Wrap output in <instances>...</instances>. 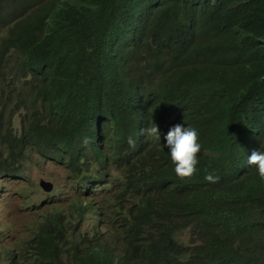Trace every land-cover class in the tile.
I'll return each mask as SVG.
<instances>
[{
    "label": "trees",
    "instance_id": "1",
    "mask_svg": "<svg viewBox=\"0 0 264 264\" xmlns=\"http://www.w3.org/2000/svg\"><path fill=\"white\" fill-rule=\"evenodd\" d=\"M7 111H24L28 126L14 132L7 120L1 133L0 121L4 179L20 173L34 148L57 159L42 128L52 113L64 112L78 133L98 125L121 145L131 137L141 146L155 203L139 188L125 189L131 222L123 206L111 217L127 224L135 264L206 257L202 245L175 238L191 225V205L175 199L199 188L245 201L233 231L260 246L249 264H264V180L246 163L253 150L264 149V0H0V115ZM150 122L160 133L177 123L198 130L202 149L192 180L176 176L163 134L157 142L142 132ZM25 131L32 141L22 139ZM208 172L219 181H205ZM208 210L218 220L220 211ZM209 228L192 232L207 235ZM89 234L39 215L28 238L7 253L8 263L133 264L113 263L111 252L91 256Z\"/></svg>",
    "mask_w": 264,
    "mask_h": 264
},
{
    "label": "clouds",
    "instance_id": "2",
    "mask_svg": "<svg viewBox=\"0 0 264 264\" xmlns=\"http://www.w3.org/2000/svg\"><path fill=\"white\" fill-rule=\"evenodd\" d=\"M7 120L12 121L14 132L28 126L24 111L15 114L7 111L0 115V121H3L1 133H4L8 125ZM73 123L64 112L52 113L42 122L45 142L53 139L52 146L58 156L56 160L51 159L53 157L47 154L46 149L34 148L29 153L30 158L37 154L53 161L58 160L57 162L64 168L63 183L65 187H70L68 189L70 195H66L62 186L45 178H41L36 184L34 195L28 194L32 196V203L37 210L44 207L46 214L65 222L67 229H74L75 232H90L86 245L93 251L91 256L99 257L101 252H111L113 263L128 260L135 264L133 254L129 253L125 231L127 224L115 220L116 226L112 223L111 217L123 206V214L128 222H131L133 212L131 201L127 202L128 197L122 196L125 189L129 191L132 188H139L150 202L153 200L155 203L156 188L149 178L148 181L146 180L144 164L141 162V146H136L135 140L131 137L128 138L129 145H121L111 133L100 132L98 125L92 126L87 132L84 130L78 133V128L72 127ZM54 129L55 135H52ZM142 132L157 142L161 141V134L164 135L162 147L169 161L174 164L178 178L189 182L198 174L197 165L202 145L196 128L177 123L174 126H167L160 133L158 126L150 122ZM22 134L23 140L28 142V139L31 140L26 131ZM246 163L254 166L260 178L264 180V149L253 150L247 157ZM204 179L209 183H217L220 178L213 172H208ZM135 185L139 186L135 187ZM175 202L191 205L187 222L191 225L180 232L187 229L192 232L193 228L203 232L205 228L210 227L207 235L192 232L189 245L176 238L179 232L175 234L176 240L185 246L204 247L206 255L204 258L196 254L184 256V261L193 262L188 264H204L203 262L208 260H214L217 264H249L257 254L255 247L260 246L251 236H247L244 232L233 231L239 227L238 221L243 217L245 201L229 199L217 189L199 188L176 198ZM209 207L220 211L218 220L210 215ZM101 213L103 216H99ZM2 222L0 253L3 255V264H11L8 263L7 253L15 251L22 239L14 240V233L6 230L8 219ZM142 228L146 226L142 224ZM255 236L260 235L255 234ZM39 237L38 243L41 239V236ZM77 238L78 235L72 240L75 241ZM19 264L31 263L19 260Z\"/></svg>",
    "mask_w": 264,
    "mask_h": 264
},
{
    "label": "rangeland",
    "instance_id": "3",
    "mask_svg": "<svg viewBox=\"0 0 264 264\" xmlns=\"http://www.w3.org/2000/svg\"><path fill=\"white\" fill-rule=\"evenodd\" d=\"M64 168L57 161L50 160L43 156L33 155L20 173L10 179L0 177V228L3 226L2 220L8 219L7 231L11 230L15 239L24 240L29 236L30 228L34 224L35 216L45 213L44 207L40 210H33L30 195H34L36 184L41 178H45L63 187L66 195H70V187H65L63 183ZM30 195H29V194ZM26 207H28L26 209ZM108 233V229L106 230ZM191 231L187 229L176 234V238L190 244ZM21 240V241H22ZM16 262L19 264L18 258ZM4 263L3 255L0 253V264Z\"/></svg>",
    "mask_w": 264,
    "mask_h": 264
}]
</instances>
